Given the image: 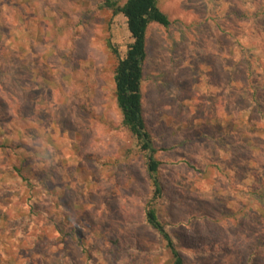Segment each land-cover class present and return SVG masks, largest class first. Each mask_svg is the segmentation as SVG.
Returning a JSON list of instances; mask_svg holds the SVG:
<instances>
[{
    "label": "rangeland",
    "instance_id": "rangeland-1",
    "mask_svg": "<svg viewBox=\"0 0 264 264\" xmlns=\"http://www.w3.org/2000/svg\"><path fill=\"white\" fill-rule=\"evenodd\" d=\"M104 1L0 0V264L172 263L144 221L109 49L130 38ZM158 6L143 101L159 218L185 264H264V0Z\"/></svg>",
    "mask_w": 264,
    "mask_h": 264
},
{
    "label": "trees",
    "instance_id": "trees-1",
    "mask_svg": "<svg viewBox=\"0 0 264 264\" xmlns=\"http://www.w3.org/2000/svg\"><path fill=\"white\" fill-rule=\"evenodd\" d=\"M159 1L124 0L121 3L119 0H105L103 6L111 10L114 17L121 16L124 19L130 38L124 54L121 55L111 44L109 49L117 59L113 75L115 105L121 116L122 127L135 140L138 152L145 159L146 175L152 188L143 209L144 221L169 252L171 264H185L172 232L159 218L158 206L163 199V188L159 179L161 162L155 157L158 150L154 147L152 134L144 117L143 83L147 31L152 24L164 28L170 25L167 15L158 6ZM260 167L263 168L264 164ZM15 172L21 180L26 181L20 169H15ZM250 195L258 204L264 205V182L259 187H254ZM255 256V253L251 255ZM251 257L248 264L251 263Z\"/></svg>",
    "mask_w": 264,
    "mask_h": 264
}]
</instances>
